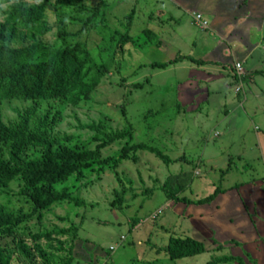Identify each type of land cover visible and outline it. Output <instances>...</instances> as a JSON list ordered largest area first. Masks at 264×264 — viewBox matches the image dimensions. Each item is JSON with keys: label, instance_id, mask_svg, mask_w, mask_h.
Instances as JSON below:
<instances>
[{"label": "rangeland", "instance_id": "374dc122", "mask_svg": "<svg viewBox=\"0 0 264 264\" xmlns=\"http://www.w3.org/2000/svg\"><path fill=\"white\" fill-rule=\"evenodd\" d=\"M56 1L0 0V47L34 54L42 44L60 53L61 24L75 33L95 13L88 32L66 41L80 42L95 65L108 70L89 94L77 84L59 99L0 100V125L16 130L22 124L53 152L103 147L96 164L55 188L68 190L81 206L63 203L38 215L22 194L21 180L0 186V251L10 255L9 264H207L230 257L235 245L243 264H255L243 244L227 236L219 244L206 232L213 227V205H194L231 187L264 184V103L241 109L210 102L209 109L203 104L192 112L180 92L197 75L191 71H197L202 48H210L212 19L202 17L207 27L200 29L196 13L183 14L162 0H83L73 9ZM122 37L132 41L121 47ZM176 58L179 63L165 69L150 67ZM234 64L226 67L229 79ZM81 74L90 85L96 70L85 65ZM116 135L122 138L114 140ZM139 144L157 149L169 163L145 151L122 156L123 149ZM43 154L41 146H29L19 157L29 162ZM1 160L11 162L8 148ZM171 177L182 185L179 201L162 192ZM242 218L237 223L246 236ZM177 238L205 242V253L171 261L165 248ZM21 245L30 250L29 258L19 255Z\"/></svg>", "mask_w": 264, "mask_h": 264}, {"label": "trees", "instance_id": "16d2710c", "mask_svg": "<svg viewBox=\"0 0 264 264\" xmlns=\"http://www.w3.org/2000/svg\"><path fill=\"white\" fill-rule=\"evenodd\" d=\"M83 0H57L56 5L63 8H77ZM95 13L83 22L80 30L69 33L65 25L61 24L57 37L64 46L60 53H54L42 44L34 54H27L21 49H9L0 47V100L20 98L25 101H42L46 99L62 98L67 88L79 84L82 93L89 94L98 83L99 77L107 72V65L96 66L92 58L81 49L78 41L68 42L69 38L75 40L84 32H88ZM148 35V32H145ZM152 36V35H151ZM148 35V38L151 37ZM128 37L120 38L123 47L128 42ZM132 41V40H129ZM73 42V43H72ZM50 55L49 59L46 58ZM41 54V55H40ZM181 59H175L166 64H151V68L165 69L176 64ZM183 60V59H182ZM202 64V63H197ZM85 65L96 70V75L90 85L82 83V70ZM26 127L22 124L16 130H8L0 125V186L15 179L23 182L22 194L32 207V212L40 215L52 207L66 203L81 206L77 199L72 198L68 190L57 192L55 188L65 183L73 175H80L84 169L96 164L100 158V150L103 145L97 146L93 152H81L74 150H59L53 152L49 145L42 144L26 134ZM116 135L114 140L121 139ZM29 146H41L44 154L41 159L24 161L19 155ZM8 148L11 162H2L3 149ZM145 151L153 154L162 163L168 164L169 160L157 149L139 144L122 150V156L127 157L129 152ZM162 192L170 201H179L178 196L182 192V185L176 178L171 177L165 182ZM216 197V193L208 199L195 203V206L209 205ZM187 204H192L185 201ZM5 230V229H4ZM19 255L29 258L31 252L22 245L17 249ZM165 253L171 261L194 258L205 253L203 244L190 238L170 239L165 248ZM0 251V264H9L10 255L4 256ZM243 264L242 260L233 257L213 258L207 264Z\"/></svg>", "mask_w": 264, "mask_h": 264}, {"label": "crops", "instance_id": "0c3cea01", "mask_svg": "<svg viewBox=\"0 0 264 264\" xmlns=\"http://www.w3.org/2000/svg\"><path fill=\"white\" fill-rule=\"evenodd\" d=\"M162 1L183 14L197 13L212 19V30L207 36L211 40L207 41L210 48H202L203 55L196 62L197 71H191L197 75H193L180 90L185 94V102L188 101L192 112H197V106L203 104L206 110L209 109L207 104L210 102L220 103L216 108L225 107L223 104L227 103L241 109L251 102L260 109L264 103V85H259V80H264V0ZM236 61L243 64V68L240 66L239 69L240 77L235 69L229 79L226 67ZM211 205L215 209V219L213 227L206 231L210 237L220 244L222 237L227 236L230 243L243 244L246 254L255 264H264V184L253 182L242 184L238 189L231 187L227 192L218 193L209 205L199 206V209ZM199 216L202 217V214ZM241 217H245L246 236L237 223ZM197 222L200 225V219ZM243 236L246 238L243 241L235 239ZM204 240L208 241L207 238ZM201 244L207 247L205 242ZM230 252L234 258L242 254L236 245Z\"/></svg>", "mask_w": 264, "mask_h": 264}, {"label": "built area", "instance_id": "2783aa9c", "mask_svg": "<svg viewBox=\"0 0 264 264\" xmlns=\"http://www.w3.org/2000/svg\"><path fill=\"white\" fill-rule=\"evenodd\" d=\"M194 23L199 27L200 29H205L207 27V23L203 21V18L201 14H195L193 18ZM240 66L236 65V71H239Z\"/></svg>", "mask_w": 264, "mask_h": 264}]
</instances>
